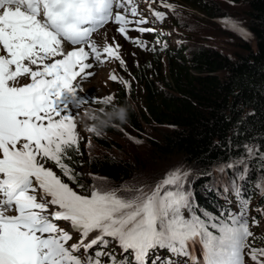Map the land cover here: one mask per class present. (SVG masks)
<instances>
[{"label":"snow or ice","instance_id":"6c2138e0","mask_svg":"<svg viewBox=\"0 0 264 264\" xmlns=\"http://www.w3.org/2000/svg\"><path fill=\"white\" fill-rule=\"evenodd\" d=\"M152 14L161 21L166 15ZM110 22L127 39L130 24L148 21L136 0H0V264H105L103 257L110 258L107 264H161L154 255L159 250L170 254L162 264H246L245 257L264 264V248L250 242L247 201H240L238 215H198L194 193L185 188L186 171L170 170L154 188L118 192L98 184L82 195L46 166L54 162L75 180L64 163L70 151L79 150L78 113L69 102L75 109L87 103L78 94L81 82L93 74L90 61L102 63L106 56L124 64L119 45L101 50L93 40ZM132 42L146 47L139 39ZM112 101L110 95L104 102ZM245 148L255 155L252 147ZM235 165H245L238 174L244 179V159L218 170ZM232 183L239 196V186ZM57 222H67L70 230ZM73 231L80 239L69 244ZM113 241L120 258L104 250Z\"/></svg>","mask_w":264,"mask_h":264},{"label":"trees","instance_id":"16d2710c","mask_svg":"<svg viewBox=\"0 0 264 264\" xmlns=\"http://www.w3.org/2000/svg\"><path fill=\"white\" fill-rule=\"evenodd\" d=\"M178 1L187 9H179L174 21L185 29L186 40L167 51L166 64L161 50L135 67L143 89L141 103H130L132 96L115 89L116 105L106 104L100 112L103 118L118 106L127 107L126 121L114 120L119 127L107 129L116 139L144 147L85 135L79 150L64 160L75 180L48 163L82 195L98 184L110 190L143 184V189L154 188L179 168L196 173L187 177L185 188L194 193L198 215L237 214L233 205L242 200L251 212L264 209V0ZM226 21H235L245 34ZM163 67L166 73L159 78ZM245 146L255 155L249 156ZM114 147L123 154L110 155ZM239 159L246 161L244 179L238 174L245 165L218 170ZM250 242L264 248V236Z\"/></svg>","mask_w":264,"mask_h":264},{"label":"rangeland","instance_id":"374dc122","mask_svg":"<svg viewBox=\"0 0 264 264\" xmlns=\"http://www.w3.org/2000/svg\"><path fill=\"white\" fill-rule=\"evenodd\" d=\"M154 2L155 0H146V4L147 6L151 9H149V11H143L142 14H140V16H142L143 18L147 15L151 16L150 18H147L146 20L148 21L146 24H142L141 26H147V28H152L154 29V31L152 32H145V33H140L139 31H136V30H132L129 34L132 36V38L134 39H139L141 41H144L145 44H146V47H141V53L143 55V59H147V58H150L151 56V52H153L152 50V47H150V45L153 43V47H156V46H163V45H166V44H170L171 42H174L176 43L177 39L183 37L182 32H184L185 30L183 28H179L180 29V33L179 34H175L173 35L172 32L169 31V20H170V12L167 11V10H163V9H158L154 6ZM137 7L139 6V4H137ZM153 11H161V12H164L166 15H165V18L161 21V20H158L152 13ZM195 12H197L196 10H194ZM198 13V12H197ZM231 21H226L225 23L227 25H229L230 27L231 26ZM167 24V25H166ZM110 29V33L111 35H114V36H119V32L116 31L114 25L112 24H108L107 25V28L105 30H101L98 34H103L105 32H107V29ZM97 34V33H96ZM96 35L97 38L100 37L99 35ZM107 35V34H106ZM105 35V36H106ZM142 59V57H139ZM143 59L141 60L140 63H142ZM163 60H164V63L166 64V58L163 56ZM95 63V70H94V78H88L85 80V83L88 84L90 83L91 86H93L94 88H96L97 91H101L103 88H104V92L102 93V96L98 99V100H102L104 95H108L109 92H108V89L106 87H104V81L106 79H108V74L107 72H114V69L113 67L111 66V63H101V62H96L94 61ZM134 63V59H132V64ZM133 68H131L130 70L132 71ZM159 71V74L161 75L159 78H163V76L165 75L166 73V69H164V67L161 69V70H158ZM114 75V74H112ZM127 75H132L130 72H128L125 76ZM124 76V77H125ZM125 79V78H123ZM131 81H133L132 84H134V93H131V96L133 97L134 101L132 99H130V103H141V99H142V92H143V89H142V86L136 82V78H134V76L131 77ZM82 83V90L79 92V96L81 97H86L87 99H85L87 101L86 104H84L83 106L86 108H88L89 106V102L88 100L90 99V96L87 97V93H86V90L83 86V81L81 82ZM114 92V91H113ZM126 105H128V103H124ZM131 104V105H132ZM85 110V111H86ZM81 110H74L73 112L74 113H77V112H80ZM85 111H81L79 113V115L77 116L78 120H80V116L82 115L83 112ZM80 133L81 134H84V132L81 130L80 128ZM109 137H112L114 138L115 140L113 142H119V144L121 145H124L125 147H128L129 142H124V140L122 139V137H120L121 139V142H120V139H116V135L113 133L112 136H109ZM138 143H133L132 141V144H131V148L133 149H142L144 146L142 144H138ZM137 146V148H135ZM96 147H99L98 145ZM100 151V148H98L95 152H99ZM123 154L121 151L117 150L116 147H114V149H111L109 151V154L110 155H115V154ZM121 158V157H120ZM258 209V208H257ZM255 209L254 210V213L253 215L255 214H262L263 211H259ZM264 216V214H263ZM246 218L248 219V223H249V228H250V231L252 233H254L257 238L258 237H263L264 236V220H261V219H264V217H260L259 220H261V224L258 225V226H254V224H252L251 220L249 219L248 215L246 214ZM58 225L62 228H64L65 230H69L70 228V225L67 223V222H59ZM72 236H73V239L69 242V244H73V243H78L79 242V237H80V234L79 233H76V232H73L72 233ZM91 238V237H90ZM198 247V246H197ZM118 248V247H117ZM118 250H120V248H118ZM197 256L200 255L199 252H196ZM247 262H249V264H253V262H251L250 258L247 257ZM162 264V263H161Z\"/></svg>","mask_w":264,"mask_h":264},{"label":"clouds","instance_id":"9594fccd","mask_svg":"<svg viewBox=\"0 0 264 264\" xmlns=\"http://www.w3.org/2000/svg\"><path fill=\"white\" fill-rule=\"evenodd\" d=\"M185 9H187V7H185ZM175 15V14H174ZM172 23H174L175 25H176V23H175V21H174V19H170L169 20V24L171 25V26H173V24ZM167 25V24H166ZM180 27V26H179ZM182 28V27H181ZM184 29V28H183ZM185 30V29H184ZM182 32V31H181ZM185 33V31L184 32H182V35L184 36V40H186V34H184ZM120 38H123L122 36H120ZM174 46H177V44L176 45H174ZM174 46H167L166 45V47L168 48V49H166V50H162L160 53H162L163 55H164V57H166L167 56V51L168 50H170V49H172ZM132 47V45L129 43V42H126L125 43V46H124V51L125 50H128V49H130ZM156 54V53H155ZM155 54H151V56L150 57H152L153 55H155ZM160 57H162V55H160ZM143 59V58H142ZM141 59V60H142ZM148 59V58H147ZM162 59H163V57H162ZM144 60H146V59H143V61ZM135 67H138L137 65H134V63L132 64H129L128 65V68L129 69H131V68H133L132 69V72H133V74L135 75L136 74V71H135ZM111 84V86L112 87H115V89L118 91V90H120V91H122L123 93H125L126 95H128L127 94V92H126V90L125 89H123L122 87H120V86H117L116 84H113V83H110ZM131 96V95H130ZM114 105H116V101H115V103H114ZM127 116H128V108L127 107H125V106H118V107H116L113 111H111V112H109V113H107L103 118H97V124L93 127V130L94 131H100V130H102V128H103V126H105L107 123H109V122H111V121H113V120H119V121H121V122H124V121H126V119H127Z\"/></svg>","mask_w":264,"mask_h":264},{"label":"bare ground","instance_id":"6f19581e","mask_svg":"<svg viewBox=\"0 0 264 264\" xmlns=\"http://www.w3.org/2000/svg\"><path fill=\"white\" fill-rule=\"evenodd\" d=\"M220 203V202H219ZM166 258H168L167 256H166Z\"/></svg>","mask_w":264,"mask_h":264}]
</instances>
